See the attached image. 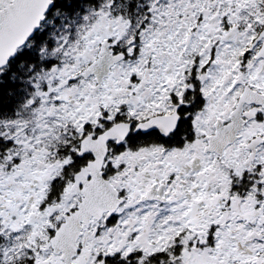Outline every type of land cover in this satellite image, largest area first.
Segmentation results:
<instances>
[{
	"label": "snow or ice",
	"instance_id": "1",
	"mask_svg": "<svg viewBox=\"0 0 264 264\" xmlns=\"http://www.w3.org/2000/svg\"><path fill=\"white\" fill-rule=\"evenodd\" d=\"M0 264H264V0H0Z\"/></svg>",
	"mask_w": 264,
	"mask_h": 264
}]
</instances>
